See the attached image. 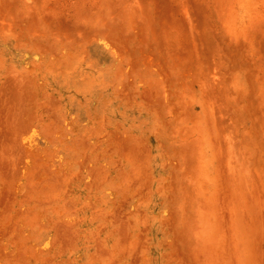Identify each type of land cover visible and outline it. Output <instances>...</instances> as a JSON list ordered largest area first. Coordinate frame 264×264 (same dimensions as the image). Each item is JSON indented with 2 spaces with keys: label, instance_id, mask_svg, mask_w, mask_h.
I'll list each match as a JSON object with an SVG mask.
<instances>
[{
  "label": "rangeland",
  "instance_id": "1",
  "mask_svg": "<svg viewBox=\"0 0 264 264\" xmlns=\"http://www.w3.org/2000/svg\"><path fill=\"white\" fill-rule=\"evenodd\" d=\"M0 264H264V0H0Z\"/></svg>",
  "mask_w": 264,
  "mask_h": 264
}]
</instances>
